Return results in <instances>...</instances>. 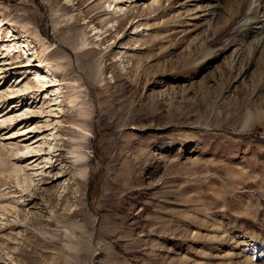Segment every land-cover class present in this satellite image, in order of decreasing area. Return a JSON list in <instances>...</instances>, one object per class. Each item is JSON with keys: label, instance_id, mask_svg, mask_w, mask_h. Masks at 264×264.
Listing matches in <instances>:
<instances>
[{"label": "rangeland", "instance_id": "rangeland-1", "mask_svg": "<svg viewBox=\"0 0 264 264\" xmlns=\"http://www.w3.org/2000/svg\"><path fill=\"white\" fill-rule=\"evenodd\" d=\"M239 1L0 0V264H264V34L225 49ZM29 56L48 94L23 97Z\"/></svg>", "mask_w": 264, "mask_h": 264}, {"label": "bare ground", "instance_id": "bare-ground-1", "mask_svg": "<svg viewBox=\"0 0 264 264\" xmlns=\"http://www.w3.org/2000/svg\"><path fill=\"white\" fill-rule=\"evenodd\" d=\"M257 2L256 0H240L239 1L236 16L230 21L231 26H228L229 27L228 32H227L228 42L226 44L225 49L236 47V51H241L242 49V47H240L241 41L245 40L246 37L257 38L261 36L262 34H264V7L263 6L260 7L258 4H256ZM202 13H203L202 17H206V11L203 10ZM209 15H211V13ZM1 28L2 27H0V30ZM238 38L239 40H241L240 42H238ZM9 39L10 41H7L8 43H11L17 40V38L11 34L9 35ZM29 61L30 63L27 65V68H31L32 70H34L33 74L35 78L33 79L34 82L32 81V83L29 86L28 85H26L27 87L25 86L24 90L25 91L27 90L28 92H26L23 95V97L25 98L27 95H29L28 93L33 90V87H32L33 85L39 88L41 93L48 94V91H47L48 89H51V88L53 89L56 87L55 85L56 83H54L55 81L48 80L46 73L41 74L38 71V69L42 67L41 62H36L33 60V58H30ZM54 125L55 124L52 125L53 128H54ZM28 132L31 133L29 130L28 131L26 130L24 133L29 134ZM37 153H39V151H37L36 154ZM37 156L38 155H36L35 157ZM243 236L244 238L249 239V243L252 244L251 246H253V250L256 251L258 248L259 251L261 252L260 255L264 253V238L263 237H259L257 234H254V233H247V234H244ZM247 261H250V259H247L246 262Z\"/></svg>", "mask_w": 264, "mask_h": 264}, {"label": "water", "instance_id": "water-1", "mask_svg": "<svg viewBox=\"0 0 264 264\" xmlns=\"http://www.w3.org/2000/svg\"><path fill=\"white\" fill-rule=\"evenodd\" d=\"M94 259V258H93Z\"/></svg>", "mask_w": 264, "mask_h": 264}]
</instances>
